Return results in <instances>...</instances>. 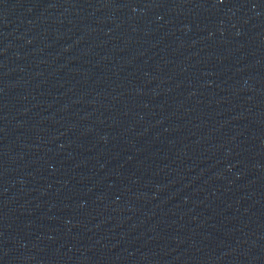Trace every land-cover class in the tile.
Wrapping results in <instances>:
<instances>
[{"label":"water","instance_id":"1","mask_svg":"<svg viewBox=\"0 0 264 264\" xmlns=\"http://www.w3.org/2000/svg\"><path fill=\"white\" fill-rule=\"evenodd\" d=\"M0 264H264V0H0Z\"/></svg>","mask_w":264,"mask_h":264}]
</instances>
